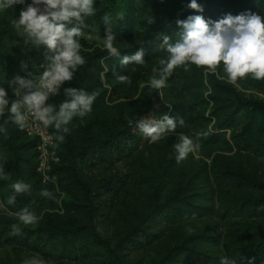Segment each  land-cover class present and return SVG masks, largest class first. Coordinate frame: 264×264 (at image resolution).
I'll return each instance as SVG.
<instances>
[{
  "label": "trees",
  "instance_id": "16d2710c",
  "mask_svg": "<svg viewBox=\"0 0 264 264\" xmlns=\"http://www.w3.org/2000/svg\"><path fill=\"white\" fill-rule=\"evenodd\" d=\"M140 1L154 9L144 23L153 32L135 31L129 16L113 31L105 28L116 54L106 42L94 46L74 37L84 62L69 69L71 78L47 105L59 160L49 182L37 172L39 141L25 134L10 109L19 103L21 115L31 108L25 97L42 92L38 82L45 81L57 50L17 25L33 0L0 7V89L7 101L0 113V158L12 175L9 201L21 196L28 207L23 214L36 218L26 225L22 213L7 211L0 201V248L25 247L35 239L50 246L76 242L87 264H138L130 252H139L144 264H264V99L244 93L264 97V79L248 74L233 84L223 64L214 72L190 62L170 75L163 71L170 47L183 40L178 22L195 15L210 27L227 15L264 19V0H196L202 11L190 8L191 0ZM138 17L145 19L144 9ZM64 23L81 33L89 29L88 20ZM137 53L141 62L131 59ZM146 74L163 77V85H142ZM80 93L94 95L90 110L78 108L61 122V105ZM165 116L175 128H165L157 139L141 130V124ZM183 138L191 141V151L177 162ZM121 140L136 146L123 150ZM116 163L127 164L126 172L95 179L94 171ZM16 183L25 189L17 192ZM0 264L26 263L7 256Z\"/></svg>",
  "mask_w": 264,
  "mask_h": 264
},
{
  "label": "clouds",
  "instance_id": "9594fccd",
  "mask_svg": "<svg viewBox=\"0 0 264 264\" xmlns=\"http://www.w3.org/2000/svg\"><path fill=\"white\" fill-rule=\"evenodd\" d=\"M23 0H6L0 7H10L14 3H22ZM93 0H33L19 14L18 26H23L29 35L37 38L39 42L44 43L50 50H57L58 55L54 57L53 66L49 71H45L43 79L46 83L43 85L48 90H54L60 82L69 80L72 73L70 68L82 64L83 58L78 54L80 44L74 39L81 35L80 29L73 27L66 29L65 23L74 18L82 23V14L91 15ZM44 4L43 11L38 5ZM189 7L202 11L196 0H191ZM182 23L185 29L181 43L170 47V58L166 62L164 75H170L178 66L190 62L197 67H205L210 71L223 64L224 71L227 74L229 82L235 84L238 79L245 78L251 74L254 79H264V19L260 16L252 15H227L224 19L214 23L211 27L201 16L195 15ZM112 36H108L105 47L110 53L116 54V49L112 46ZM63 46L60 49V46ZM136 62H141V54L137 53L131 57ZM128 57H125L123 63H127ZM162 63H165L162 61ZM122 81L126 77L120 78ZM20 85L30 86L24 80L19 81ZM154 87L159 88L163 85L164 79H153L151 81ZM5 92L0 89V113L3 112ZM84 93L75 95L71 103L61 105L59 116L61 122L66 123L68 118L77 111L78 108L90 110L89 106L94 99ZM46 95L37 92L25 97V103L34 110L36 117L41 120L45 126L50 122V108H41ZM10 111L14 114L17 123H21L24 117L19 113V103H13ZM82 114V113H81ZM182 123V121H181ZM56 127H59L57 123ZM141 130L153 139H157L165 128L174 129L175 123L172 119L165 116L162 122L154 125L141 124ZM62 139V138H61ZM191 141L183 138L182 143L177 145V162L184 160L187 153L191 151ZM13 188L17 191H23L25 185L16 183ZM19 219L26 225L34 224L36 218L23 214Z\"/></svg>",
  "mask_w": 264,
  "mask_h": 264
},
{
  "label": "rangeland",
  "instance_id": "374dc122",
  "mask_svg": "<svg viewBox=\"0 0 264 264\" xmlns=\"http://www.w3.org/2000/svg\"><path fill=\"white\" fill-rule=\"evenodd\" d=\"M41 5V4H40ZM39 6V5H38ZM93 12L91 15H83L82 21H89V29L81 33L79 38H83L88 44L94 46L105 44L107 37L104 36L103 31L105 28L113 31V25L120 23V20L129 16L135 31L142 32L143 34L153 32V29L145 25V22H150L153 19L154 9L150 6H145L140 0H114V3L108 5L106 0H93ZM144 9L146 17L143 21L138 17V10ZM128 25L124 23L122 29H127ZM37 44V43H36ZM37 46H40L37 44ZM153 79L158 77L146 74L143 77L142 85L151 83ZM247 95L253 94L258 98L264 99L262 95H258L253 91H244ZM123 150H133L136 146L134 140H121L119 142ZM106 166V165H105ZM127 164L116 163L111 167L100 168L94 171L96 180L104 178L107 174H113L115 171L126 172ZM12 181L11 172L8 170L7 163L4 159L0 158V201L7 211L17 210L19 213L27 212V204L21 196H18L14 202L9 201L8 194L10 192V183ZM143 241L146 239L143 238ZM57 245V244H56ZM50 246L38 240L31 239L25 247L18 245H4L0 248V258L10 257L13 260L25 262L26 264H87L86 259L80 257L77 252L79 244L76 242H60L57 246ZM58 249H63L64 255L58 254ZM61 252V253H62ZM130 260L138 261V264H144L145 259L142 258L139 252H130Z\"/></svg>",
  "mask_w": 264,
  "mask_h": 264
},
{
  "label": "built area",
  "instance_id": "2783aa9c",
  "mask_svg": "<svg viewBox=\"0 0 264 264\" xmlns=\"http://www.w3.org/2000/svg\"><path fill=\"white\" fill-rule=\"evenodd\" d=\"M62 48L63 46L61 45L60 49ZM45 83L46 81L38 82V85L42 89V93L46 95V99L41 105V108H48L47 105L50 98L57 94L61 84L60 82L57 86H54V90L50 91L43 86ZM21 115L24 117V120L20 124L25 134L28 137L36 138L39 141V145L37 147L39 153L37 172L41 174L43 182H49L50 178L48 176V172L50 171L51 166L59 161L55 152L52 150L54 138L49 131V124L45 126V124L36 117L35 110L32 107L24 109Z\"/></svg>",
  "mask_w": 264,
  "mask_h": 264
}]
</instances>
